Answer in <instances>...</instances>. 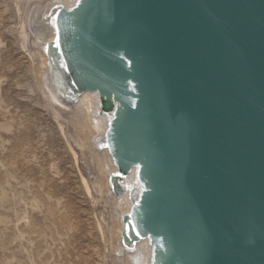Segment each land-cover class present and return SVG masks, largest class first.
Wrapping results in <instances>:
<instances>
[{"label":"water","instance_id":"water-1","mask_svg":"<svg viewBox=\"0 0 264 264\" xmlns=\"http://www.w3.org/2000/svg\"><path fill=\"white\" fill-rule=\"evenodd\" d=\"M54 83L97 91L122 242L151 264H264V0H77L50 15Z\"/></svg>","mask_w":264,"mask_h":264},{"label":"rangeland","instance_id":"rangeland-1","mask_svg":"<svg viewBox=\"0 0 264 264\" xmlns=\"http://www.w3.org/2000/svg\"><path fill=\"white\" fill-rule=\"evenodd\" d=\"M18 18L12 0H0V264H124L99 215L104 200L81 183L93 179L89 152L73 142V125L59 119L65 137L44 106L36 62L16 38Z\"/></svg>","mask_w":264,"mask_h":264},{"label":"bare ground","instance_id":"bare-ground-1","mask_svg":"<svg viewBox=\"0 0 264 264\" xmlns=\"http://www.w3.org/2000/svg\"><path fill=\"white\" fill-rule=\"evenodd\" d=\"M76 2L77 0H12L19 17L18 27L16 26V38L22 49L28 52L32 62L34 60L36 62L37 87L41 91V97L44 96L46 104L44 106H47L48 110H52L53 118H56L61 134L67 137L66 123L64 124L62 120H59L60 118L73 125L75 132L74 135L71 134V137L75 145L80 149L86 148L84 150L89 152L90 159L86 165L88 168L92 165L93 179L89 181L81 176V183L87 194H92L91 188H93L100 199L104 200L105 212L98 214L104 223L106 233L103 231L101 220L99 219V221L98 218H96V227L101 235L108 233L112 239L109 240L110 248L114 254L116 253L112 255L113 258L124 264H151L153 246L148 237L128 245L122 242V216L129 212L133 197L137 198L140 191L139 186L135 187L137 167H131L127 175L118 181L120 190L115 191L112 175L116 172L117 167L104 139L108 126V116L100 110V99L97 91L84 90L73 98L64 97L58 84L54 83V70L49 65L50 56L48 52L49 43L55 36L54 29L49 22L50 15L54 8L60 6L70 8ZM29 28L34 34L30 49L28 48ZM62 110L67 111L69 116L65 114L67 117H62ZM75 154L73 151L74 156H76ZM94 200L96 201L95 197ZM96 216L98 217V215Z\"/></svg>","mask_w":264,"mask_h":264}]
</instances>
